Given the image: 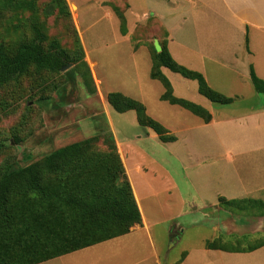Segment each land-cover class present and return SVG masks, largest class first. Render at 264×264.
Masks as SVG:
<instances>
[{"label": "crops", "instance_id": "1", "mask_svg": "<svg viewBox=\"0 0 264 264\" xmlns=\"http://www.w3.org/2000/svg\"><path fill=\"white\" fill-rule=\"evenodd\" d=\"M67 2L77 6L76 26L93 69L94 80L99 87L102 81L95 70L99 62L92 59L91 43L85 34L96 26L88 21L96 20L104 14L108 23L112 22L113 16L120 21L122 38L119 40L117 36L110 35L107 39L111 43L116 40L123 42V39L129 41L133 38L134 30L139 29L138 49L134 47L130 58H116L122 75L118 84L127 90H134L143 96V85L138 75L139 62L136 59L139 48L144 45L149 54L147 70L150 75L153 58L146 40L152 39L154 46L158 47L157 51H161L165 45L179 64L202 73L213 89L235 100L230 104L208 102L200 94L199 84L194 82L196 80L162 67V72L172 84L174 94L205 107L212 119L205 122L185 109L194 118L184 122L175 121L176 125L166 127L167 135L175 137L167 142L162 141L153 129L140 125L135 110L125 112L133 113L131 118L128 114L126 116L132 124V130L122 131L121 138L111 119L110 124L115 132L125 174L132 186L142 222L132 226L124 235L38 264H264V244L245 250L224 246L209 248L206 245L208 241L218 238L225 240L235 237L237 233H245L247 226L253 225L248 218L244 221L237 217L244 221L243 224L238 223L237 219H226L225 214L231 213L221 206V198L264 201V94L258 93L251 81V69L264 80V0ZM117 10L124 13L127 26L125 32L121 30L122 21ZM80 11H84V16L88 17L85 22L79 20ZM140 13L141 16L138 15ZM108 31L110 33L109 29ZM107 39L103 41V45H108ZM172 73L182 78H176ZM150 78V86L159 81L151 75ZM213 81L217 84L213 85ZM175 82L190 88L191 95L179 93ZM217 85L220 87L217 88ZM164 92L165 88H161L156 97L160 104L169 103L161 99ZM121 93L131 97L124 91ZM187 111H184L185 117L189 115ZM152 140L167 151V156L162 154L158 158V153L149 151L147 142ZM185 188L188 189L187 196L183 192ZM176 202L182 204L179 211H171ZM149 206L157 207L165 215L164 223L169 225L167 233L170 248L179 243L184 229L181 224L172 222L171 225L169 222L184 216L193 222L198 214L206 211L219 213L210 215L216 221L213 228L217 238L204 239L201 243L184 249L175 262L167 263L163 260L166 256L162 249L156 244L153 234L156 222L149 216ZM257 229L247 231L252 233L248 235L254 239L264 237L260 233L264 230ZM253 234L260 235L255 237ZM92 250L95 252H91ZM83 251H90V255L101 252L102 257L71 259L72 255Z\"/></svg>", "mask_w": 264, "mask_h": 264}, {"label": "rangeland", "instance_id": "2", "mask_svg": "<svg viewBox=\"0 0 264 264\" xmlns=\"http://www.w3.org/2000/svg\"><path fill=\"white\" fill-rule=\"evenodd\" d=\"M59 1L61 0H0V45H4L9 53L14 52L21 42L30 41L34 36V26H39L47 36L46 47L51 41L56 40L72 58L67 63V68L59 72L40 71L31 66L26 73L17 79L0 84V140H3L6 144L0 150V177L5 167L10 164L29 165L42 160L46 155L60 147L95 135H98L99 140L94 144L89 158L95 157V154L97 155L100 152H108L112 140L116 143L118 149L115 132L110 124L111 119V123L114 124L117 134L121 138L122 131L132 130L129 118L133 113L115 111L108 101V94L111 92L124 91L131 98L140 101L145 105L146 113L165 127L176 125L175 121L184 122V120L191 117L194 118L190 115L192 113L178 105L173 106L166 102L160 104L156 100L160 89L165 87L160 81L154 83L155 85L152 83L154 86L149 85V82H151V73L149 75L147 70L149 54L144 45L139 48L136 59V62H139L138 75H140L139 78L143 85V96L118 84L122 75L116 58H130L134 47L136 50L138 49L140 46V42H138L140 39L139 29L134 30L133 38L129 41L123 39V42H116V40L111 43L107 39V37H111L110 35L117 36L119 40L122 38L119 30L120 21L118 17L113 16L112 22L108 23L104 14L96 20L91 19L88 21V23L93 22L96 26L92 25V28H94L85 34L87 40L91 43V57L99 62V65L95 68L98 77L102 81L99 87L94 80L93 69L90 66L87 53L82 47L83 44L76 26L77 6L74 3L68 4L69 13H67L63 11L62 3H59ZM49 5H54V12L47 15L46 9ZM84 13V11L79 12L80 22H85L88 18L84 16ZM138 15L141 16V13ZM98 19H102V21L100 22ZM128 19L130 20V15H128ZM124 27L127 30V26L124 25ZM124 27L121 26L122 31L125 30ZM106 39L108 45H103L102 43ZM153 42L152 39L146 40L151 55L156 52V49L158 50ZM126 61L129 62L130 60L126 59ZM155 69H158V67L153 70ZM172 74L176 78H182L178 74ZM194 82L198 84L197 81ZM175 83L179 93L191 95L192 90L190 88L180 85L178 82ZM212 83L213 85L217 84L214 81ZM216 87L220 86L217 85ZM226 91L231 92L230 90ZM244 92L247 93V90H244ZM184 111H187V115H189L185 117L186 113ZM127 114L129 118L126 117ZM147 146L150 147H147L149 151L158 153V158L162 154H165V156L168 154L153 140L148 141ZM94 165L90 169L82 170L84 174L81 176L83 183L90 179L93 182L106 172L103 165ZM98 179L96 180V184L100 187L97 192L98 195L99 193L109 195L114 193L113 188L118 185L117 181L101 178L99 179L100 183H98ZM123 181V177H120L119 183L121 184ZM103 184L104 186H102ZM105 186H109V188L105 189ZM183 192L187 196L188 189L185 188ZM181 205L179 202L174 203L171 211L178 212ZM223 208L232 214H225L226 219L234 220L237 217L244 221L246 218L251 219L253 225L247 226V231H253L257 228V230H264V215L261 214L263 211L259 210L264 209V203L246 200ZM148 212L153 219L152 221L156 222L153 234L157 246L162 249L166 256L163 260L167 263L178 260L184 249L199 244L204 239L217 238L213 228L216 221L210 215H219V213L206 211L203 214H198L193 222L187 216L169 222L171 225L173 223L181 224L184 229L179 243L170 248L171 242L167 233L169 225L166 226V223H164L165 215L155 206H149ZM240 219H237L238 223L243 224L244 221ZM110 231L114 233L118 230L114 225H110ZM247 231L245 233H235V237L225 238L224 244L236 249L249 247L255 239L250 237L249 235L252 233ZM260 233L261 236H264V232ZM259 235L253 234L255 237ZM248 236V239H244ZM91 252H95V250ZM91 252L83 251L80 254L72 255L71 259L99 258L102 254L100 252L90 255ZM166 253L168 254L166 255Z\"/></svg>", "mask_w": 264, "mask_h": 264}, {"label": "trees", "instance_id": "3", "mask_svg": "<svg viewBox=\"0 0 264 264\" xmlns=\"http://www.w3.org/2000/svg\"><path fill=\"white\" fill-rule=\"evenodd\" d=\"M59 3H62L63 11L69 13L67 0ZM53 7L54 5L48 6L47 15L54 12ZM117 13L123 28L126 26L124 13L121 10H117ZM33 31V38L21 42L12 53L4 45H0V84L17 79L31 66L40 71L59 72L72 59L56 40L46 47L47 36L39 26H34ZM125 31L126 29L123 32ZM152 58L151 77L159 80L165 87L162 100L189 110L205 122L212 119L211 113L205 107L174 94L170 80L162 72V67H166L186 78L196 80L200 94L211 102H234L235 98L213 89L202 73L179 64L165 45L161 51L156 50ZM156 67L158 69L153 70ZM251 81L255 90L264 94V80L253 69ZM108 101L119 113L135 110L140 125L153 129L162 141L175 139L174 136L167 135L164 125L146 113V107L140 101L121 92L109 93ZM98 140V135H95L60 147L42 160L29 165L14 163L5 167L0 177V264H38L124 235L132 226L142 222V215L116 143L112 140L108 152H100L89 158ZM5 145L0 140V150ZM94 164L103 165L106 170L99 179L117 181L118 185L111 187L113 194H97L100 189L96 184L98 178L93 182L90 179L83 183L82 170L90 169ZM120 177L124 180L121 184ZM104 188L108 189L109 186ZM246 200L264 203L254 199L224 198L220 202L221 206L227 207ZM259 210L264 215V209ZM110 225H114L118 231L111 233ZM224 243L223 238H218L208 241L206 245L209 248L224 246L245 250L264 244V237L255 239L247 248H231Z\"/></svg>", "mask_w": 264, "mask_h": 264}, {"label": "water", "instance_id": "4", "mask_svg": "<svg viewBox=\"0 0 264 264\" xmlns=\"http://www.w3.org/2000/svg\"><path fill=\"white\" fill-rule=\"evenodd\" d=\"M65 68H67V66L63 67L62 69H65Z\"/></svg>", "mask_w": 264, "mask_h": 264}]
</instances>
